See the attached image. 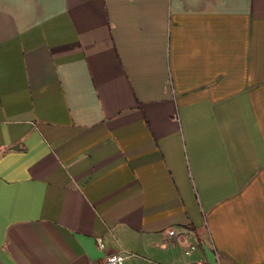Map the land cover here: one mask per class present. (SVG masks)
Segmentation results:
<instances>
[{"label": "crops", "instance_id": "1", "mask_svg": "<svg viewBox=\"0 0 264 264\" xmlns=\"http://www.w3.org/2000/svg\"><path fill=\"white\" fill-rule=\"evenodd\" d=\"M114 252L264 264V0H0V264Z\"/></svg>", "mask_w": 264, "mask_h": 264}, {"label": "built area", "instance_id": "2", "mask_svg": "<svg viewBox=\"0 0 264 264\" xmlns=\"http://www.w3.org/2000/svg\"><path fill=\"white\" fill-rule=\"evenodd\" d=\"M169 235L174 234V229L170 228L167 232ZM98 245L100 247H103V243L101 240H98ZM197 247L195 244H190L189 248L186 249L185 253L190 254L191 251H193ZM102 264H123V256L120 253L114 252V253H109L105 256L104 261ZM185 264H209L206 259L203 258H192L186 261Z\"/></svg>", "mask_w": 264, "mask_h": 264}, {"label": "rangeland", "instance_id": "3", "mask_svg": "<svg viewBox=\"0 0 264 264\" xmlns=\"http://www.w3.org/2000/svg\"><path fill=\"white\" fill-rule=\"evenodd\" d=\"M187 242V241H186ZM186 248H189V243H187V246H186Z\"/></svg>", "mask_w": 264, "mask_h": 264}]
</instances>
